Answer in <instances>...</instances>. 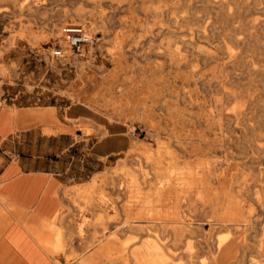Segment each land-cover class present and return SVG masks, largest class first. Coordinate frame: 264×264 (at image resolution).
Masks as SVG:
<instances>
[{
    "label": "rangeland",
    "instance_id": "374dc122",
    "mask_svg": "<svg viewBox=\"0 0 264 264\" xmlns=\"http://www.w3.org/2000/svg\"><path fill=\"white\" fill-rule=\"evenodd\" d=\"M187 1L188 21L178 23L170 0H0V109H53L59 129L19 124L0 140V150H51L71 182L86 181L64 194L70 204L59 216L62 263L55 264H78L95 252L101 255L93 264H137L134 253L145 252L147 242L159 245L167 264H219L211 244L226 234L240 240L238 264H264V204L252 195L264 192V0H237L229 9L212 6L214 0ZM67 23L83 24L93 38L79 53L57 36ZM58 45L65 56L50 54ZM113 45L123 46L119 58L109 53ZM211 46L219 58L205 57ZM169 48L187 63L171 65ZM229 52L236 54L232 62ZM193 73L197 84L188 78ZM212 74L231 81L214 83ZM226 90L236 97L228 99ZM7 129L0 125V133ZM133 144L171 150L181 165L196 166L201 181L179 198L185 230L173 229L174 220L124 225L142 204L131 203L118 183L130 172L146 192L156 180V166L137 162L141 149ZM92 180L95 205H87L76 191ZM224 193L244 196L247 221L239 230L210 226L223 210ZM146 253L152 261L151 247Z\"/></svg>",
    "mask_w": 264,
    "mask_h": 264
},
{
    "label": "bare ground",
    "instance_id": "6f19581e",
    "mask_svg": "<svg viewBox=\"0 0 264 264\" xmlns=\"http://www.w3.org/2000/svg\"><path fill=\"white\" fill-rule=\"evenodd\" d=\"M170 1L171 2H170L168 9L172 12H176V15H172L171 17L173 18V16H175L174 19H171V20H174L175 22H178V23H187L188 17L186 16L185 8L187 6H190V3L187 0H170ZM235 1L237 0H214V2L212 1V6L215 5V6L225 7L229 9L231 8V3ZM57 36L58 37L63 36L62 31H58ZM236 40L238 42L240 41L238 38H236ZM60 43L62 46H64V48H66L65 40L60 38ZM122 48H123L122 45H119V46L113 45L112 47H110L109 53L113 58L114 57L119 58ZM176 49L169 48L167 49L168 53L166 54H169L171 65H173L175 68H180L181 66L187 63V58L185 56L176 58L173 55L174 52L178 53V50ZM205 52H206V55L205 54H202V55H205V57L207 56L206 58L208 59H217L222 54L221 52L217 50L216 46H211V48H209ZM234 58H236V54L233 52H229L227 61L232 62ZM1 70L2 69L0 68V71ZM216 73H217V70H216ZM211 77L216 79L214 83L221 82L220 84H223V85H224V82L226 83V81H229V82L231 81V79L227 78V75H224V76L214 75L213 76L212 74ZM188 78L191 79L193 84H197V78H195L194 73L188 76ZM225 92H226V96L228 99H233V97H236L237 95L236 92L232 90H226ZM184 97L185 96L183 95L182 98ZM224 109L225 108L223 107L222 104L217 106V119L216 120L219 121L222 119V116L224 115L223 113ZM36 115L39 119L40 125H45V124L56 125L55 123H53L54 121H52L53 117L51 116V112L49 110L40 109L39 111L36 112ZM228 115L231 116L232 114H228ZM26 116L27 114L24 111H20L17 108H12V109L2 108L0 109V125H2L4 128L12 127V129H15L18 127L22 119L25 118ZM236 117L238 116L236 115ZM56 127L58 129V125H56ZM140 145H141V148L136 146V144H133L132 146L133 149H139V150L141 149L140 152L138 153V156H137L138 158H136V160L137 162L141 161L143 165H150V164L155 165L156 170H154L155 171L154 174L156 176V180L154 184L152 185V187L150 188V190L149 191L146 190V192H141L138 186L139 183H138L137 177L130 172L127 173V175H129L127 179L120 181V183H118V184L123 183L126 185V188L129 192L130 197L133 198L130 200L131 203L135 201L137 202L140 201L142 204V205L140 204L142 206L141 208L129 214L130 219L126 221L124 225L131 226V224H133L134 222L143 221L140 219H146L145 221H150V222L151 220L153 221L155 220H174L176 222V225H174V228L173 227L172 228L175 230L180 229L181 231L182 229L186 227L187 221H185V218H182L179 215L180 213L179 198L182 197L183 193H188L187 189H189L194 184L199 183L201 181V178L197 173L196 166L192 168L191 166L181 165V163L178 161V156L175 155L174 152H172L171 150H166L165 148L162 150V148H158L156 151H151V147L149 146V144L148 145L140 144ZM165 153L168 154L169 157L164 162L163 157L165 156L164 155ZM177 186L182 188L181 191L175 189V187ZM85 187L86 188L84 190L76 191L78 199L85 200L87 205H90V204L95 205V196L93 194L96 188L95 180H92L91 182L86 183ZM252 195H254L255 200L259 204H264V192H260L259 190H256L254 191ZM103 198H99L101 202L103 201ZM210 199L212 201L208 202V207L211 208V206L216 202V201L214 202L215 196ZM222 203H223V210L219 216L212 218L210 222L211 227L230 225L232 226L234 230H239V228L242 225L246 226L247 220H246L245 210H243L244 196L242 193L237 194V197L235 199L230 198L227 193H224V201ZM10 206L12 205L10 204ZM247 212L248 213L251 212V208H249ZM192 224H198L199 226L200 222L190 221L188 226ZM35 227L37 226L35 225ZM164 227L165 226H163L162 228ZM188 228L190 229V227ZM43 229L48 231L52 236L51 239L50 237H45L41 239V243L44 245V247L51 246L52 250L55 253H58L59 251H61L62 246H63V237L61 235V230L58 227L53 226L52 223L48 221L44 222ZM76 230L80 232L82 230L81 225H79L78 229ZM239 242H240L239 239L235 237L233 238L229 234L215 237L212 240V244H211V246L213 247L214 253H215L214 255L215 260L219 264H238L237 261L233 259V256L236 253L237 247L241 245L239 244ZM146 245H147L146 246L147 250L145 252L141 250L139 251L137 250L134 253L135 259L138 261L137 264H167L166 258L164 254L161 252L159 245H156L153 242L152 243L147 242ZM148 247L149 248L151 247V250L154 252L152 256V261H150L149 255L146 253L148 251ZM97 255L98 253L95 252L92 255L88 256L87 258H84L81 261H79L78 264H93L94 261L98 260L97 257H100L101 254H99L98 256ZM244 264H254V263H252V260L247 259L246 261L244 260Z\"/></svg>",
    "mask_w": 264,
    "mask_h": 264
},
{
    "label": "crops",
    "instance_id": "0c3cea01",
    "mask_svg": "<svg viewBox=\"0 0 264 264\" xmlns=\"http://www.w3.org/2000/svg\"><path fill=\"white\" fill-rule=\"evenodd\" d=\"M36 112L25 111L27 116L20 124L26 126L19 128L40 124ZM50 112L54 117V110ZM11 132L12 127L0 133V140L5 142ZM7 154L14 156L5 160ZM55 156L51 150L13 153L8 145L0 150V264H55L56 260L62 263V257L51 246L41 243L42 238L52 237L43 229L44 222L60 227L59 216L65 211L62 207L69 203L65 192L69 194L73 186L86 181L71 182ZM73 248L79 252L83 247L74 244Z\"/></svg>",
    "mask_w": 264,
    "mask_h": 264
},
{
    "label": "built area",
    "instance_id": "2783aa9c",
    "mask_svg": "<svg viewBox=\"0 0 264 264\" xmlns=\"http://www.w3.org/2000/svg\"><path fill=\"white\" fill-rule=\"evenodd\" d=\"M61 31L68 47L74 53H79L85 44L93 42L92 36L87 33L81 23H67L61 28ZM50 54L55 57H63L65 56V51L63 47L58 45L51 48Z\"/></svg>",
    "mask_w": 264,
    "mask_h": 264
}]
</instances>
